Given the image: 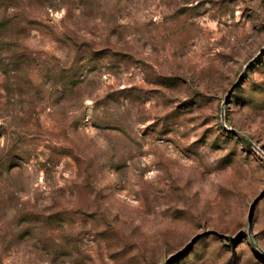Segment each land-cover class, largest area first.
<instances>
[{"label": "rangeland", "instance_id": "1", "mask_svg": "<svg viewBox=\"0 0 264 264\" xmlns=\"http://www.w3.org/2000/svg\"><path fill=\"white\" fill-rule=\"evenodd\" d=\"M247 140L264 0H0V264H264Z\"/></svg>", "mask_w": 264, "mask_h": 264}, {"label": "water", "instance_id": "2", "mask_svg": "<svg viewBox=\"0 0 264 264\" xmlns=\"http://www.w3.org/2000/svg\"><path fill=\"white\" fill-rule=\"evenodd\" d=\"M252 63V62H251ZM250 63V64H251ZM250 64L247 65L246 69L250 66ZM240 82V79L237 81V83L235 84V86L229 91V94L227 96V98L225 99V105L229 102V99L231 98L235 88L238 86ZM222 118H223V114H222ZM227 129V128H226ZM228 132L232 133V134H235V135H239V136H242V134L240 133H237L236 131L234 130H229L227 129ZM248 143L250 144V146H252L255 150L259 151L260 153H262L257 147L256 145L251 142L250 140H247ZM263 154V153H262ZM264 156V154H263ZM264 198V192L254 201L253 205H252V208H251V212H250V217H249V231H251V225H252V221H253V218H254V214H255V210H256V207L258 206V204L260 203V201ZM254 246L260 251V253L264 256V251L262 249H260L255 243H253Z\"/></svg>", "mask_w": 264, "mask_h": 264}]
</instances>
